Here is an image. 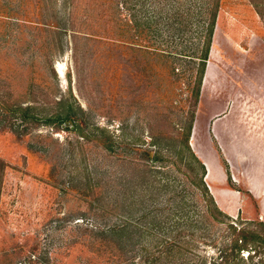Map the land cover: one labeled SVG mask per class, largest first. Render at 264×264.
Returning <instances> with one entry per match:
<instances>
[{
    "label": "rangeland",
    "instance_id": "1",
    "mask_svg": "<svg viewBox=\"0 0 264 264\" xmlns=\"http://www.w3.org/2000/svg\"><path fill=\"white\" fill-rule=\"evenodd\" d=\"M84 1L0 0V264H111L117 259L112 255L115 251L96 252L92 234L77 227V222L88 228L106 224L112 218H101L102 210L120 218L126 212L113 210L115 198L125 199L127 204L140 197H155L167 206L180 196L188 200L186 211L196 228L183 234L189 250L174 264H218L221 260L224 264H264L263 242L249 245L254 251L250 256L243 250L234 257L232 251L233 240L242 237L240 230L264 233L256 225L264 218L258 216L257 201L248 192L239 188L242 211L229 216L230 221L223 220L213 210L207 211L199 192L191 187L198 168L187 154L180 162L174 151L165 150L159 161L152 162L133 150L135 140L148 144L153 134L167 130L158 116L157 85L162 81L155 71L157 74L159 66H149L144 78L143 66L128 63L120 66L118 79L104 78L106 66L95 65L93 46L81 45L72 31L58 32L60 27L72 26L91 32L89 21L96 20L97 13H88ZM215 1L220 10L207 66H221L228 73V83L239 82L242 66H264V0H207ZM171 67L182 75L181 88H185L184 77L190 82L195 76L191 64L178 61ZM167 72V80H174L173 69ZM199 97L189 145L206 166L209 155L218 158L216 152L226 165L217 146L211 149L204 143L201 94ZM1 102L12 108L29 106L33 109L29 114L42 121H23ZM162 107L164 114L179 115L172 111L169 99ZM211 108L217 110V105ZM55 115H67L71 122L67 127L43 122ZM96 128L108 129L113 135V152L104 149L107 137ZM166 133L181 140L170 129ZM137 165L152 166L159 172L149 175ZM224 168L227 185L234 187L237 179L228 166ZM250 168L242 175L245 180L254 172ZM212 169L219 175L218 167ZM151 182L158 183L156 191L149 188ZM164 183L172 187L163 190ZM99 198L107 199L96 207ZM231 222L235 230L230 229ZM154 233L158 236L155 242L167 236L166 232ZM150 240L148 235L143 240L147 253L137 250L128 259L138 264L139 257L152 254L160 257L157 264H167L164 254H155Z\"/></svg>",
    "mask_w": 264,
    "mask_h": 264
},
{
    "label": "trees",
    "instance_id": "2",
    "mask_svg": "<svg viewBox=\"0 0 264 264\" xmlns=\"http://www.w3.org/2000/svg\"><path fill=\"white\" fill-rule=\"evenodd\" d=\"M86 2L89 5L88 13H97V16L93 17L96 20L89 21L91 32L79 31L73 26L69 29L60 27L58 32L72 31L75 36H78L77 39L80 40L81 45L83 42L85 46L88 44L93 46L96 52L95 65L106 66L103 73L104 78L110 76V81L118 79L120 66H127L128 63L132 66H143L140 72L144 78H146L147 72H150L149 66H159L157 74L155 71V75H158L162 81L157 85L160 109L158 116L162 122L161 126L178 134L181 140L177 142L175 138L167 136V130H163L158 135L153 134L148 144L144 140H135L131 143L136 145L133 150L142 153L152 162L159 161L165 150L170 153L174 151L180 162L187 154L190 163H195L198 168V174L190 181L191 187L199 192L207 211L213 210L223 220L230 221L229 216L216 206L204 181L205 167L189 145L204 69L209 59L220 10L219 2H207V0H85L84 3ZM72 15V12L69 13V17ZM164 46L167 49L182 46L183 49L182 52H176V50H167ZM74 48L73 46V50ZM178 61L185 62L187 66L191 64L196 69L195 76L191 78L190 82L189 77H184L185 88H181L182 79L180 78L182 75L177 74L179 70L171 67ZM172 69L175 79L169 82L166 77L167 70L172 71ZM163 97H165L164 100ZM176 97L178 100L175 101ZM167 99H169L172 111L175 110L179 113L178 116H174L170 112L164 114L166 109L162 107V104ZM1 103L10 112L18 114L23 121H42L34 114H29L33 110L29 106L18 105L12 108L8 107L7 103ZM185 107L188 110H185ZM43 122L48 125L60 124L67 127L71 120L67 115H55L43 119ZM96 130L107 137L108 144H105L104 149L113 152L112 143L115 142L113 135L108 129L96 128ZM149 148L157 150L153 152ZM137 168L147 170L149 175L159 172L152 166L137 165ZM191 169L193 170V168ZM168 187L171 188L172 185L164 183L161 186L163 190ZM149 188L156 191L158 183L151 182ZM179 198L180 200L178 197L171 199L170 201L173 203H169L167 206H162L155 197H140L127 204L125 199L115 198L112 199L113 210L126 212L121 214L120 218H114L111 212L102 210L101 218H112L106 224L92 225L91 228H88L87 224L79 222L76 224L86 233L92 234L95 242L93 247L96 248V252L108 249L112 254L115 251L112 255L116 254L117 259L111 258V264H134L135 262L128 259V255L137 250L147 253V245L143 243L146 235L151 238L150 241L154 244L152 246L155 249V254H164L166 263L174 264L177 257L185 256L189 250V241H186V236L183 234L196 228L195 220L186 211V208L189 207L188 200L185 196ZM106 199H96V207L98 205L101 207ZM210 217L217 221L214 216ZM217 222L222 223L221 220ZM233 225L232 222L229 224L230 229L235 230ZM256 225L264 230V222L259 221ZM202 230L205 232L204 229ZM154 232H166L167 236L161 241L155 242L154 238H158V236ZM239 233L242 236V241L235 239L232 244L234 257L243 250L250 256L253 251V248L249 246L251 243L255 241L264 243V233H259L256 229L255 231L240 230ZM169 234L174 236L168 237ZM239 241H241L240 244ZM151 256L139 257L138 264H157L160 257H155L152 254ZM93 259L97 260L94 255ZM224 263L225 261L221 260L218 264Z\"/></svg>",
    "mask_w": 264,
    "mask_h": 264
},
{
    "label": "crops",
    "instance_id": "3",
    "mask_svg": "<svg viewBox=\"0 0 264 264\" xmlns=\"http://www.w3.org/2000/svg\"><path fill=\"white\" fill-rule=\"evenodd\" d=\"M243 74L244 78H242ZM238 77L239 82L228 83V73H223L221 66H205L204 69L200 91L204 115V143L211 149L216 145L221 158L226 163V165L220 163L218 152H216L217 159L209 155L207 166L202 162L206 171L204 181L216 206L224 214L232 217L242 209V202L240 203L242 193L239 189L242 188L257 201V214L262 219L264 218V66H242L238 71ZM239 83L240 87H238ZM215 105L217 110L211 108ZM225 166L229 167L230 173L237 179L233 184L234 187L227 185L228 176ZM212 167H218L219 175L213 174ZM248 167L254 172H250L251 177L245 180L242 175L248 174L245 169Z\"/></svg>",
    "mask_w": 264,
    "mask_h": 264
},
{
    "label": "bare ground",
    "instance_id": "4",
    "mask_svg": "<svg viewBox=\"0 0 264 264\" xmlns=\"http://www.w3.org/2000/svg\"><path fill=\"white\" fill-rule=\"evenodd\" d=\"M60 69V68H59Z\"/></svg>",
    "mask_w": 264,
    "mask_h": 264
}]
</instances>
